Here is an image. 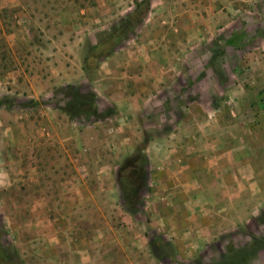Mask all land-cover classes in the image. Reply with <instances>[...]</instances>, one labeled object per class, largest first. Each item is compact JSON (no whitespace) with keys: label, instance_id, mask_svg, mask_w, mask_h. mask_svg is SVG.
<instances>
[{"label":"rangeland","instance_id":"374dc122","mask_svg":"<svg viewBox=\"0 0 264 264\" xmlns=\"http://www.w3.org/2000/svg\"><path fill=\"white\" fill-rule=\"evenodd\" d=\"M68 85L116 115L69 119ZM5 99L0 223L23 264H264V0H0ZM221 118L237 120L256 192L194 206L179 171ZM42 198L57 209L31 211Z\"/></svg>","mask_w":264,"mask_h":264},{"label":"crops","instance_id":"0c3cea01","mask_svg":"<svg viewBox=\"0 0 264 264\" xmlns=\"http://www.w3.org/2000/svg\"><path fill=\"white\" fill-rule=\"evenodd\" d=\"M231 100H229V104L231 103ZM239 101L244 102L245 100L243 101L242 99H240ZM223 114L229 115V112L225 111L223 112ZM232 122L235 125L224 126L223 124L225 122L221 118L219 122L220 126H217L218 130L216 135L214 137L208 138L206 142H204L203 139L200 138L198 142V147L194 149L195 151L193 152V154L191 152H188L189 154L191 153V157L187 158L188 161L186 163V166L182 169V171H179V173L186 174L188 176L189 181H191V184L189 186L192 187L190 192H192L194 195L192 197L194 199L192 201L194 203V206H197L196 202L199 198H214L217 200L221 199L216 203L223 202L224 206L229 207L230 205H233L234 208V206H236L237 199L241 198L242 196H249L251 194L254 195L256 192L254 184L258 181L257 171L255 170L253 164L247 159H245V151H237V148H235L236 145L245 142L243 136L238 133L239 129L235 127L237 120L233 119ZM255 125L256 123H253L252 126L247 127L246 129H248V131H246V133L249 132L251 134L252 132H255L253 127ZM250 127H252V131L250 130ZM252 137L253 136L251 134V139ZM248 141L250 142V140ZM250 150L251 148L249 147V145H246V152ZM199 151H202L203 154H197V152ZM199 157L202 158L203 161H205V165L202 166L198 163ZM15 164L21 166V162H19L18 160L15 161ZM2 166L5 169L8 166L6 159L5 165ZM4 174L8 173H5L4 171L0 172V178L3 177ZM9 176L11 180L13 177L14 182H17V178H15L13 174L10 175L9 173ZM206 176L210 179V185H208V180H205L203 178ZM9 186L12 187L11 181H9ZM8 190L10 189L8 188L7 191ZM7 191H1L0 196H2V194H5V192ZM77 192L79 191L75 188V193ZM9 196L12 197L11 191L9 193ZM166 196L167 195H165L164 193L160 197L164 198ZM16 201L17 200L10 198L9 202H11V204L15 206ZM66 207L67 206H64V208ZM76 208H79V206H77L75 203L73 204V206L69 205V207H67V212L74 211L76 210ZM39 209H41L42 212L50 213L53 210H56L57 208H54L50 204V202L42 198L36 201L31 211H38ZM231 212H234V209ZM184 216L186 217L185 219L189 218L188 216L193 218V221H189V223L196 221L195 215H190L189 211H186ZM65 217L66 216H64V218ZM176 217L178 216L176 215ZM61 218H63V216ZM184 224L187 225L188 223ZM187 227L188 226H186V228ZM78 239L79 238H77L74 243H71L72 246L75 245L76 248H78L76 249L75 247L71 246V249H69V251L72 254H78L82 256L80 246L83 244V247H85V243H82V241L80 242ZM67 246H69V243L67 244ZM72 249L76 250L74 251ZM71 253L69 256H71ZM54 260L56 259L54 258ZM82 262L90 263L92 262V260L86 259Z\"/></svg>","mask_w":264,"mask_h":264},{"label":"trees","instance_id":"16d2710c","mask_svg":"<svg viewBox=\"0 0 264 264\" xmlns=\"http://www.w3.org/2000/svg\"><path fill=\"white\" fill-rule=\"evenodd\" d=\"M150 1L147 2V7H150ZM141 6V3H138V7ZM238 34V33H237ZM234 34L230 39L227 40V45L233 48H240V43H237V40L240 39L239 35ZM222 84L226 83V79H220ZM64 96L66 98L64 106L61 108L63 114H65L69 119L75 120L77 118H83L84 120L90 122H103L112 118L117 113L115 106L107 108L104 111H101L97 104V96L94 92L84 93L80 89L76 88L73 85H68L64 88ZM7 99L0 100V107L7 106ZM30 104L37 105L36 101H30ZM145 165L142 167L144 170ZM123 197L125 203L128 204L129 196L128 191L122 186ZM7 235V231L4 229L2 223H0V264H23L20 259L17 251L10 246L4 244V238ZM254 244V243H253ZM235 249H231V252H235ZM198 264H205L202 260ZM213 264H233L232 260H226L223 262H216Z\"/></svg>","mask_w":264,"mask_h":264}]
</instances>
